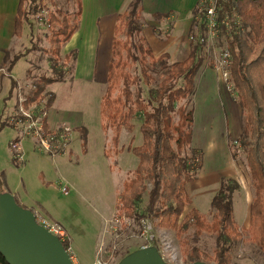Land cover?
Wrapping results in <instances>:
<instances>
[{"label":"rangeland","instance_id":"374dc122","mask_svg":"<svg viewBox=\"0 0 264 264\" xmlns=\"http://www.w3.org/2000/svg\"><path fill=\"white\" fill-rule=\"evenodd\" d=\"M71 1L44 0L47 6L43 16L36 19L31 15V23L24 26L23 34L14 37L9 47L10 55L20 54L21 59L27 60L24 70L27 69L28 77L20 86L16 83V91L23 96L20 100L15 96L16 111L7 112L4 116L6 125L15 128L13 133L0 123L3 189L11 193L22 207L30 206L28 209L35 214L38 222L57 223L65 230L74 264H118L121 254L126 251L153 244L169 264H189L187 254L193 248L214 257L217 246L212 232L198 231L196 227L189 226L180 241L173 230L158 227L153 218L137 223L118 215L119 192L138 162L131 150L141 144L142 137L139 119L132 120V129H122L116 146L111 141V131L102 128L100 102L107 85L105 61L109 57L106 45L100 42L101 45L97 44L93 51L90 49L88 57L90 50L78 26L79 29L60 50V61L67 64L66 77L48 85L45 90L53 94L51 106L37 107L35 102L28 107L22 104L32 94L39 76L51 72L47 51L48 11L60 8L70 13L73 8ZM198 3L201 5L202 0ZM201 22L204 23V19ZM144 26H147L145 19L143 29ZM200 37L204 40V58L199 74L210 68L217 73L215 81L220 80L222 71L215 65L222 57L225 40L222 36L215 40L216 34L209 37L203 32L196 37L199 42ZM106 39L109 47L110 38ZM191 39L189 37V52ZM73 50L76 51L74 59ZM222 81L223 88H219L213 103L208 104L209 99L205 103L206 98L199 97L202 95V84L188 102V107L192 106L194 110V124L208 119L205 114L210 107L218 108V113L212 115L216 126L222 128L224 121L229 119L231 124L226 142L223 140L222 143L219 135L210 142V148L218 153L216 155L205 150V138L201 135L204 130L198 127L197 136L194 129L193 146L204 152L203 161L196 178L186 185L191 203L184 208L183 214L195 207L206 221H210L211 199L222 178H233L239 184V189L233 194V217L241 238L230 246L229 264H264V247L253 239L249 228L253 187L246 164V150L240 142H236L242 132L243 109L235 100L230 80ZM22 110L31 115V120L23 119ZM42 119H46V129H43ZM31 121L42 127L39 133L48 142L47 145L42 144L38 134H33L34 130L29 128ZM237 131L239 134L233 137ZM230 145L237 151L236 158L232 157ZM146 185V190H150L151 184L147 182ZM146 201L145 193L142 207Z\"/></svg>","mask_w":264,"mask_h":264},{"label":"trees","instance_id":"16d2710c","mask_svg":"<svg viewBox=\"0 0 264 264\" xmlns=\"http://www.w3.org/2000/svg\"><path fill=\"white\" fill-rule=\"evenodd\" d=\"M71 3L70 13L60 8L48 11L47 51L51 72L39 76L32 94L22 103L26 107L35 102L37 107L49 108L54 97L45 91L47 86L66 77L67 64L60 61V50L77 30L82 11V0ZM205 5L202 0L201 5L197 2L193 9L188 56L174 63L168 62L167 53L155 57L147 43L143 35L142 0H132L125 11L117 14L100 114L102 128L111 131L115 146L122 129H132V120H140L142 142L131 150L138 162L119 192L118 215L137 223L153 218L158 227L173 230L180 241L189 226L212 232L217 246L214 257L193 248L187 254L189 264L196 261L229 264L230 246L241 238L233 217V194L239 189L238 182L230 177L222 178L211 199L210 221L195 207L183 214L191 203L186 185L196 178L203 161L202 151L193 146L194 110L188 107V102L195 93L196 76L204 58L203 42L196 37L202 32L206 35L201 22ZM45 6L44 0H18L14 20L17 37L24 26L31 23V15L36 19L43 16ZM153 16L161 17L159 13ZM216 20L215 40L221 36L225 40L224 50L230 54L228 79L235 100L243 109L242 132L236 142L246 150L253 187L249 228L253 239L264 247V0H216ZM4 53V64L10 72L21 55ZM71 54L74 59L76 51ZM0 123L2 127L6 124L5 121ZM42 124L46 129V119H42ZM229 148L236 158L235 147L230 145ZM147 182L151 184L150 190H146ZM4 184L0 172L1 192L5 191ZM145 193L147 201L142 207ZM62 244L68 249V240ZM130 252L121 254L120 259ZM0 264H8L1 254Z\"/></svg>","mask_w":264,"mask_h":264},{"label":"crops","instance_id":"0c3cea01","mask_svg":"<svg viewBox=\"0 0 264 264\" xmlns=\"http://www.w3.org/2000/svg\"><path fill=\"white\" fill-rule=\"evenodd\" d=\"M131 1L132 0H82L81 23H79V28L80 31H83V38L87 42L86 44H88L89 50L91 49L93 51L96 45L98 44L100 46V42H102V45H106L110 56L116 16L123 10L125 11ZM197 2L198 0H142V18L143 20L145 19L147 23V26H144L143 35L155 57L167 53L169 62L174 63L184 60L188 56V32L193 19L192 12ZM17 7L18 0H0V122L5 121L6 123L7 119H4V116H6L7 112L11 113L12 111L14 112V110L16 111V107H14L16 103L15 96H18L19 100L21 99L20 97H23L20 95V91H16V83L20 86L21 82H25L28 77L26 75L28 73L27 69L24 70V65L27 62L26 59H21V57H19L13 64L10 72H7L6 64H4V51L10 50L9 47L14 42L13 38L17 37L14 33V20ZM155 13H159L161 17L156 19L153 16ZM108 37L110 38L109 47L108 40L106 39ZM91 50L87 54L88 57ZM108 62L109 57L108 61H105V64L107 63L106 70ZM199 73L198 71L196 76L195 93L201 89L200 87L202 84V95H199V97L203 99L206 98L204 100L205 103H207L208 99V104L213 103L216 99V95H218L219 88H223L224 83L221 78L215 81L214 76L215 78L217 76L215 70L207 68L204 70V73H202L203 75ZM30 74L32 75V72ZM19 89L20 88H18V90ZM206 111L205 115L208 119L199 122L202 117L199 118V120L196 121L197 123L199 122V124H193V131L194 129L196 130V135L198 127L204 130V133H201V135L205 138V150L209 152L212 151V153L216 155L218 153L210 148V142L216 135L221 136L222 143L223 140L226 142L228 127L231 121L230 119L228 122L224 121V126L221 128L214 124V118L212 116L213 113H218V108L216 110L210 107L207 108ZM6 127L11 129L10 131L13 133L15 128L12 127V125L8 124ZM238 131L233 137L239 134ZM197 136H199V134H197ZM13 137L14 139L16 138L15 135ZM227 151L229 153L228 149ZM28 208H30V206H28Z\"/></svg>","mask_w":264,"mask_h":264},{"label":"water","instance_id":"95a60500","mask_svg":"<svg viewBox=\"0 0 264 264\" xmlns=\"http://www.w3.org/2000/svg\"><path fill=\"white\" fill-rule=\"evenodd\" d=\"M0 254L8 264H73L59 238L37 223L35 214L6 191H0ZM118 264L169 263L156 246L149 245L128 253Z\"/></svg>","mask_w":264,"mask_h":264},{"label":"built area","instance_id":"2783aa9c","mask_svg":"<svg viewBox=\"0 0 264 264\" xmlns=\"http://www.w3.org/2000/svg\"><path fill=\"white\" fill-rule=\"evenodd\" d=\"M204 1L206 2L205 13H204V17H203L204 26H205V30H206V35L208 34L209 37H210V35H213V36L215 34L217 35V31H218L217 30L218 29V25H217V20H216V0H204ZM203 41L204 40L202 38L201 42H203ZM221 58L216 61V67H217L218 70L222 71V72L220 71L222 79L225 80V82H226V80H228V78H229V73L227 71L228 63H229V60H230L229 52L227 50H224L223 53H222V57ZM22 113L24 114V118L23 119H25V121L31 120V115L28 112L22 110ZM29 128L34 130L33 134L34 133L38 134L42 144L46 143L45 139H43L44 137L40 136V133H39V131L41 132V129H42L41 126H38L36 122L31 121V123L29 125ZM52 137L53 136H51V138ZM47 144H48V142L46 143V145ZM37 223H39L40 225L44 226L50 233L56 235L61 242L68 240L67 233L65 232V230L59 224H57V223H49L46 220H41L40 222L37 221ZM66 250L68 251V253L70 255V251H69L70 247H68V249H66ZM159 253H160V251H159ZM70 258H71V261L73 263V257L71 255H70ZM162 258H163V256H162Z\"/></svg>","mask_w":264,"mask_h":264}]
</instances>
